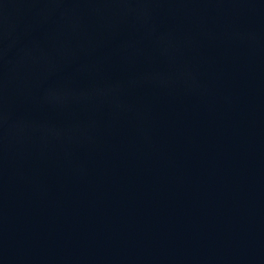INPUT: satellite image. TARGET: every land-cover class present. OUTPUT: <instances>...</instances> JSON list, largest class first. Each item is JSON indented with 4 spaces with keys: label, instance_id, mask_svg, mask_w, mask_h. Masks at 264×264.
<instances>
[{
    "label": "water",
    "instance_id": "obj_1",
    "mask_svg": "<svg viewBox=\"0 0 264 264\" xmlns=\"http://www.w3.org/2000/svg\"><path fill=\"white\" fill-rule=\"evenodd\" d=\"M0 264H264V0H0Z\"/></svg>",
    "mask_w": 264,
    "mask_h": 264
}]
</instances>
